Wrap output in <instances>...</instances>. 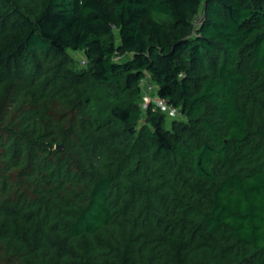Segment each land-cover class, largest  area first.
<instances>
[{
  "label": "trees",
  "instance_id": "16d2710c",
  "mask_svg": "<svg viewBox=\"0 0 264 264\" xmlns=\"http://www.w3.org/2000/svg\"><path fill=\"white\" fill-rule=\"evenodd\" d=\"M0 264H264V0H0Z\"/></svg>",
  "mask_w": 264,
  "mask_h": 264
},
{
  "label": "built area",
  "instance_id": "2783aa9c",
  "mask_svg": "<svg viewBox=\"0 0 264 264\" xmlns=\"http://www.w3.org/2000/svg\"><path fill=\"white\" fill-rule=\"evenodd\" d=\"M120 58H121V55H119V54L115 56V59H117V60ZM81 63L85 64L86 60L82 59ZM143 85H144L145 89L147 90L146 91L144 89V91L146 93V97H148V100H149L148 102H153L156 107H158L160 110L168 113L169 115H175L176 113H178L177 108L174 105L168 103L166 99L161 98L157 95H150L149 92H151L154 88V85L151 81L144 80Z\"/></svg>",
  "mask_w": 264,
  "mask_h": 264
},
{
  "label": "rangeland",
  "instance_id": "374dc122",
  "mask_svg": "<svg viewBox=\"0 0 264 264\" xmlns=\"http://www.w3.org/2000/svg\"><path fill=\"white\" fill-rule=\"evenodd\" d=\"M69 55L71 56V57H73L76 61H77V65H78V67H81V65H80V62H79V60H80V55H78V54H75V53H73V51H69ZM142 103H141V107H142V109H143V112L149 107V104L150 103H152V102H148L149 100H148V97H146V93L145 92H143L142 91ZM178 119V120H185L186 118L184 117V116H182L181 114H176V115H169L168 116V118H167V120L165 121V124H170L169 122L172 120V119Z\"/></svg>",
  "mask_w": 264,
  "mask_h": 264
}]
</instances>
